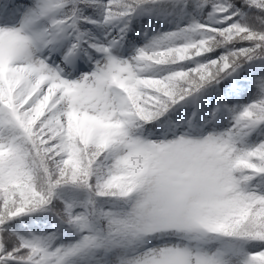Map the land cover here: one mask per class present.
<instances>
[{"label": "snow or ice", "instance_id": "obj_1", "mask_svg": "<svg viewBox=\"0 0 264 264\" xmlns=\"http://www.w3.org/2000/svg\"><path fill=\"white\" fill-rule=\"evenodd\" d=\"M0 264H264V0H0Z\"/></svg>", "mask_w": 264, "mask_h": 264}]
</instances>
